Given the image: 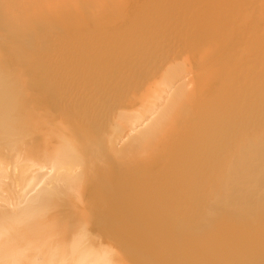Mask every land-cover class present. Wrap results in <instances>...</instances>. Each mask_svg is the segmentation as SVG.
I'll list each match as a JSON object with an SVG mask.
<instances>
[{"label":"bare ground","instance_id":"bare-ground-1","mask_svg":"<svg viewBox=\"0 0 264 264\" xmlns=\"http://www.w3.org/2000/svg\"><path fill=\"white\" fill-rule=\"evenodd\" d=\"M0 264H264V0H0Z\"/></svg>","mask_w":264,"mask_h":264},{"label":"rangeland","instance_id":"rangeland-1","mask_svg":"<svg viewBox=\"0 0 264 264\" xmlns=\"http://www.w3.org/2000/svg\"><path fill=\"white\" fill-rule=\"evenodd\" d=\"M200 5H201V4H200ZM201 6H202V5H201ZM202 8H204V10H206L204 6H202ZM202 8H201V9H202ZM204 10L202 9L201 11H204ZM201 11H200V12H201Z\"/></svg>","mask_w":264,"mask_h":264}]
</instances>
